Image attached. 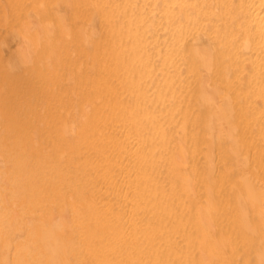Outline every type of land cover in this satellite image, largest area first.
Instances as JSON below:
<instances>
[{"label":"bare ground","instance_id":"obj_1","mask_svg":"<svg viewBox=\"0 0 264 264\" xmlns=\"http://www.w3.org/2000/svg\"><path fill=\"white\" fill-rule=\"evenodd\" d=\"M28 1L31 2L30 0ZM41 1L44 3L43 10L45 9V13H43V11H35L42 14H32V12H34L35 10L34 8H32L34 10L31 9L30 14L29 10L27 11L25 9H28L29 6V9L31 8V6L33 7V2L29 4L26 0L27 5L29 4L26 7V5L23 6L22 4L24 3V0H0V27L4 28V30L8 25H6L4 22H9V20H7L8 14H12L13 11L15 13L16 9L23 6L26 8L22 7L20 9H22V12L23 10H25L24 12L26 13L23 14L25 16L27 15L25 17L26 20H22L23 15H21L20 20H17V18L20 16L18 13L20 12L22 14L21 10L16 13V15L18 14L17 18H13V16L15 17V15H13L14 13L12 14V19H15V24L10 21L12 27L9 28L12 29H6L5 31H11L9 32V34L11 33V38H8L9 40L12 39L10 42H12L13 45L9 42L8 46L11 44L13 47L10 45L11 48H8V46L6 45L9 51L8 49L6 51V46L3 45L7 44L9 40H6L4 38L3 35H5L6 33L2 30V28H0V30H2L0 31V36L6 40H4L6 43L3 42L2 45L0 43L1 46L5 47V49L4 47H0V51L2 52H0V58L2 60L1 63H3V61L5 63H0V83L3 84L8 80L10 82V77L13 76V74L16 76V83H18V79H20L24 71L23 73L21 72L22 74L17 73H20L21 70L28 68V64H34L33 62L36 61H40V63H42V66H45L44 68H46L50 65L49 63H46V66V64L43 62H47L48 60V62H50L54 60L55 63L50 62L52 65L54 64L50 67H54V69L58 68V70H56L59 72L58 73L56 71H53L56 73L55 74L51 71L53 68H49V73L51 71L52 74H48L47 72H45V70L48 71V67L46 69L43 68V70L41 69V65H39V68L37 64L36 69L38 71L39 69L42 70L39 71L40 75L42 74L41 76H43V78H47H45V81L44 79L39 81H42L41 84L43 85V82L46 83L47 80H49L51 88L48 83V86L44 84L48 88L45 87L46 89H43L44 86H42L41 89V84L39 82H36L38 79H41V77L38 74V71H35V66L31 69L32 72L35 71L32 74L35 73V76H37L36 74L39 75L40 78L38 76L33 77L35 79L38 78L37 80L27 77L28 75L26 72L27 76H22L23 78L20 79V81L22 80L21 83L23 84H20V88H18V85V87L16 88L14 83H5V86L9 84L8 86L10 88H12L10 84H13L15 87L11 92L13 94L12 98L8 96V100L6 98V94L9 90H7L6 88V90H2L3 93L6 92V94H4L6 97L4 96V98H0V102L3 101L4 105L6 106L4 107V110L6 109V111H8H3L5 113L2 112V114L4 116L6 114H10L7 108L9 106L8 103H12L14 99H17V101H15L17 102V104L15 103L14 105L13 102L12 106H14L15 109L17 108V111L14 110L16 111V113H13V108L9 107L13 115L11 113L8 117L7 115L5 117L3 116V118H5L4 122H9L11 125H13L14 128H16L15 130L21 129V131H18L16 135L15 130L11 131L14 128L10 127L11 129L8 130L6 124L3 125V128L6 127L5 131L3 129V132L6 133V130L9 131L7 132L8 135L9 133H13L10 135L13 138L15 136L16 140L12 137V139H9L7 137V134L3 133L2 130L0 131V138L4 137L5 139H3L5 142L8 140L17 141V137L20 136V140H23L21 141V143L26 146L25 148L29 146L28 149L25 150L30 149L31 151L30 144L32 143L31 145H33L34 141H30H32V136L34 134H30L31 136L28 135L27 138H25V135H27L28 129H32L35 133L40 132V137L36 135L38 139H40V141H37L38 139L36 140L37 137L35 135L33 136L34 138L36 137L35 140L37 141L38 147L44 146V148H46V143L47 145H50V142H52L49 148L54 145L53 143H56L55 146L57 144L62 147L63 145H65L68 148L67 150L71 149L72 151H74L73 149L76 146L77 142L82 143L88 141L89 139V141L91 140L93 142H88V145L82 143L83 146H89L90 144V146L92 147L93 145H95V148L93 147L94 151L92 149L93 153L91 154L89 150L92 147L90 146L89 148L87 147L89 149H87L89 154L87 151V153L84 151L83 154L78 152L79 154L77 153L78 155H76L75 160L73 159L74 154H72L75 151L72 152L70 150L72 152L71 153L70 151L66 150V147L63 148L64 152L62 150L58 151V153L63 152L62 154H64V157H66L67 155V159L70 160L65 162L68 163L70 161V166H72L73 163L71 158L74 160L73 164L77 167V169L74 170L80 171L81 168L84 169L83 166L87 167V174L86 171H80L84 172V174L86 175L84 177L88 178V182H86L87 180H84L82 173L81 177L84 180L83 182L82 178L81 180L78 178V174L76 175L77 172L75 173L73 167H70L69 164H67L66 166V163L64 164V162L62 163V161L64 160L62 155H58L59 158L57 157V155H52V153L47 156V154L44 155V153H46V150H44V148H39V150L44 153L43 156H38L40 158L36 157L40 153V151L37 149L38 147L34 148L37 145L36 141L34 142L33 147H31L32 149H37L39 151V153L37 152L38 154H35L36 150L31 151V153L30 151L29 153L26 151V153L23 150L24 146L21 144V146H23L22 151H24L25 154L21 155L23 154V152L20 151V153L18 151L19 149L17 148L16 154L19 152V154L21 155L18 156L19 154H15L17 157L14 156V151L10 147L11 145L12 148L13 146L15 147L16 142L15 145H13L12 142L8 147L7 145L10 143L5 144L4 141H2L3 139L0 141V149H4L3 145L5 144L9 148V150L11 149L13 152V154H10V157L14 156L13 159H11L12 163L10 164L11 161L10 159L8 160L9 154L5 152L8 150L4 145L6 150H1L0 153L3 152L4 154H6L5 156H3L6 157L4 158V160H6L1 165L0 169L4 168L5 166L3 167V165H7V162L8 164H10L9 166L13 165V167L11 168L6 167L7 171H10V169H12L14 173L12 174V172L10 173L6 171V173L8 174V180L10 181V179H12V183L8 181L9 184L6 183L7 174H3L4 176H6V179L3 175H0V179H5V181H3V184L2 179L0 180V185L2 184V187L3 185L7 187L9 186L8 188L6 187L8 191L6 190L5 192L3 191V188L5 187L1 188L0 186V189L3 191L2 192L0 190V264H204L206 262L205 260L207 259L206 255H208V253L205 254V249L208 250V248L210 247H214V249L212 248V252L208 250L209 253H212L210 255H213L214 253V255L211 257H213V259L217 257L219 258L217 264H230V261L234 259L232 257V259H230V256L233 255L232 253L235 252V250L233 248L232 249L234 251L230 249V252L232 253L230 256H228L229 254H227V249L229 250V247H227L226 244L228 241H231L230 244H232V241H234L235 237L234 235V237H232V234L234 232H239V238L245 239L244 237H246L248 239L247 243L249 242L248 244H245V239V243L243 242V247L247 245L246 248L244 247L245 249H242L243 247H240L242 251L238 252L239 254H241L240 258L244 257L246 259L244 263L264 264V185L260 184L261 179L262 183H264V173L261 172L263 174V178L260 175L261 179H258L260 182L256 180L257 177L254 180L251 179L252 177H247L246 175L248 174L245 173V169L242 170L246 175L242 174L243 172L241 173V162H239L241 159L240 157L242 154H244L242 152L245 151L246 154L247 152L246 149L244 151L241 150L240 152V144H237L244 143V145H249L248 141L247 143H245V141L240 142V139L244 135L247 136V140L255 139L256 134L257 136L259 134L258 138L261 137L260 133H263L264 135V61L261 62V64L258 61L260 59V61H262V59L264 60V0H237L239 3V6L237 5V8H240L239 13L237 12L239 9L236 10L237 8L235 4L237 3H234V0H217V2H221L219 3V5L221 6L223 4L224 6H226V4H228L229 2H231L229 4L234 3V9L236 10V13H238L237 15L234 13L236 17L233 14L235 18H233L232 15H226L227 19L229 18V16L234 19V23L238 25L242 31L241 34L243 33L245 35V37L243 36L244 40H242L243 37L238 32V36H240L239 39H241L240 41L242 42L235 48H232V46H230L234 45V42L231 41V43L233 44H228V46L227 43H224V41L222 40L223 38H220V35L226 36L224 33L218 34V31L216 30H214V32L211 31V29L216 28L215 26L213 28H209L212 32L211 35H213L212 38L208 37L210 35H206L207 33H209V30L207 32V27L205 32L206 34L204 33V31L203 33L199 32L198 34H195L197 36L189 41L188 45L186 43L187 47H180V50L182 52L184 48L187 49H185L184 52L187 51L188 53L185 55L189 57V67L191 66L190 70L192 69L191 72L195 71L199 73V76L195 75V77L197 76L196 78L198 81V86L194 89H197V92L193 90V93H195V95L197 93L198 97L196 101L197 104L196 102H194L196 104L195 106L198 108L197 109L196 107H194L195 110H197L196 113H198H195V117L197 116V119L194 120L195 122H198V125H194L192 123L193 125L191 126L192 128L193 126H197V130L199 132L204 130L202 134L200 132L201 137L206 134V138L204 139L205 144L203 146H207L206 148H203L206 150L204 155H202V157H205V160H202L201 158L200 159L202 161H206V163L204 162L205 165H203V167L205 166V168L209 170H205L207 173L205 172L202 177L204 178L205 175V177L208 178V172L211 169V165L214 164L212 161L214 154H216L214 153V148H219L216 145H220L222 147V150L221 148H219L220 150L217 149V151L222 154L220 155L221 159H224L223 162H219L220 164H223L222 166L220 165L221 167L219 168H222V174L225 170L237 167L236 170L231 169L232 171L235 170L234 172L237 174V176H233V179L235 178L233 181L231 180V176L229 180H231L232 182L228 181L230 184L228 185V187V178L226 179L227 188H225L223 195L221 194L222 197L220 196L221 198H219L218 200L217 198H215L216 195H214V198L217 199L218 202L217 200L215 201L212 195L210 196L205 191L207 196L204 197L202 195L204 200L202 199V202L197 201L198 203L196 202L195 205L193 204L194 214L190 215V217L187 218V213L189 211L193 213V211L191 209L188 211V208H183L182 205H184V203L186 205L185 201H189L190 203V200L196 201V199L193 198V196L191 198V196L189 195V190L192 189L188 188L189 190H187L188 181L185 179V176V178H183V175H180V171H178L179 167H177V161L179 162V160H177L178 157L176 155L178 154L176 152L178 150L177 148L179 141L177 144H175V141L181 138L178 135L179 139H176V134L179 133V129L177 126L178 124L168 125L176 119L172 117L177 113L172 114V117H167L168 120L169 118L170 120L174 119L173 121L171 120V122L169 121L168 124L165 123V125H163L162 120L165 119L163 118L161 120L163 113H167L168 111H170L169 108L171 107L175 108L173 100L171 99H175L173 97V94L177 96L179 93L181 95L186 93V90L185 92H182V88H180L179 85L180 83H184L185 79L183 81V77H181V73L178 72L177 69H175L173 72L170 71V69L173 70L175 68L173 65L174 62H176L174 57L179 56L178 53L174 52L176 56L171 55V57L173 56V59L171 57H168L171 58V61L175 60L174 62H172L173 64L170 62L171 65H167L169 62L165 61L168 60L166 56H168L169 54L168 51L170 52L169 48H175V46L171 47L173 45L170 44L171 46L168 48V44H164V40H159L158 42L161 41V43L163 42V46L165 45L162 48L159 43V47L161 46L159 49L157 48L158 45L156 43H154L155 45L152 44L153 46L151 45L152 39L150 40V38L152 37H150L149 41H147V36H151L152 31H154L152 29L155 28L151 26L156 25H151L148 18L146 21L141 19V11L143 12L141 8L144 7V11L146 10L145 6H143L145 5V2L143 5L142 3L146 0H133L137 4L139 3V5L135 8L128 7L130 0H54L56 2V5L58 6L55 8V10L60 9L59 5L61 6L62 4V6L65 5L66 10H68L67 12L65 10L64 14L62 13L63 15L60 14L61 16L59 15V13L61 12L56 13V11L51 8V6H48L53 0ZM151 1L152 0L148 1L149 3L146 1V3L151 5ZM170 1L171 0H158L157 2H154L153 0V6H157L160 2L162 5L164 3L169 4ZM173 1H175L173 3H175L176 5L178 3L177 1H179V4L182 3V5L179 6L180 11L178 10L179 4L177 5V8H175L174 4L170 3V5L172 4L174 6V11H176L177 9V15H181L179 16V18L182 17L180 19V24L175 21V18L173 20L176 22L179 28L180 26H184V24H187L184 22L182 23L183 19L188 20L189 22L186 21L188 23H190L191 21L194 22L193 25L196 23H198L197 25H199L201 20L204 23L203 18H201L203 17V15L208 16L207 12L209 13V10L212 9L215 5L216 9L220 8L216 1H214L216 2L215 5L214 2H212L213 6L212 3H209V5L208 1L206 3V0ZM37 2V6L42 3H39L40 0H37ZM57 2H60V4H57ZM183 2L184 4L185 2H187L190 5L185 4L184 6ZM35 4L34 6H36ZM229 4L227 5L228 8L230 7ZM53 5L55 7V4ZM227 6L225 8H220L221 11L223 10L222 12L216 9L215 10L217 11V13H220L222 15L223 13L225 14V12L228 10ZM45 7L51 8L54 12V16L55 13L58 14V18L51 15V9L49 11V8L47 12H49L50 14L47 13ZM158 7H160V4L158 5ZM162 7L165 8L166 6ZM167 7H169V5H167ZM35 8L38 9L39 7ZM226 8L227 10L225 11ZM167 9L165 11H167ZM170 9L172 10V8ZM60 10H63V8L61 7ZM169 10L168 12H171ZM212 11L213 10H211V12ZM216 11L214 12L215 14ZM28 12L29 15L27 14ZM65 12L67 14H65ZM173 12L171 13L173 16L170 15L172 19L176 14L175 12L173 14ZM200 14L202 15L201 17H199ZM59 16L61 19H65L61 20ZM62 16L65 17L62 18ZM92 16L94 18H92ZM138 16L140 17L137 18ZM143 16L146 18L145 14H143ZM170 16L168 14V16L166 15L165 17L168 19ZM212 16L213 15H211V17ZM9 17L11 16L9 15ZM90 17L93 20H96L98 18V21H94V24L95 27L100 26L98 28L101 29L100 36L95 35L96 33L93 35V33L90 32L92 31L91 29H89L90 31L84 29L90 21L92 22V19ZM160 17L157 18L159 19ZM198 17L201 18V20H199ZM222 17L223 16L219 18L218 16V21L225 19L227 22V19L224 18L225 15L223 19ZM5 18L7 21L5 20ZM163 18L164 17H162V19ZM12 19L10 18V20ZM84 19H86L87 22L88 19L90 21L87 23L84 21ZM80 20H83L82 24L83 26L85 25L84 28H82L83 26H80V24L77 25L78 22L80 23ZM135 20H141L142 22L149 21V23H141L143 25V28H141V26L139 28L138 26V30L133 27L135 25L137 26L138 24H136ZM215 20L217 19L215 18ZM225 20H223V22H225ZM132 21L135 22V25L133 26L132 24H134V22L132 23ZM218 21L217 23H220L222 25V30V28L224 27V23L222 24L221 21ZM210 23L212 24L213 22ZM230 23L232 25V21L229 22L228 19L227 25H229L231 29H233V31L235 30L236 32L239 27L236 28V25L234 24V29V25L231 26ZM91 24H93V22ZM174 24L172 23L170 25ZM14 25H16V27H14ZM89 25H87V28L89 27ZM205 25L208 24H206L205 22ZM224 25H226V23ZM183 26L180 29V31L182 32H184L183 30H187V28L184 29ZM194 29L192 28V30ZM97 31L98 30H96V32ZM226 31L228 30H225V32ZM3 32L5 34H3ZM215 32L216 34H214ZM172 33L173 31L171 32V34ZM236 33L233 34L231 30L230 36L234 35L237 38V36L235 35ZM111 36L112 40H109ZM178 36L179 35H177L176 37ZM3 38H1L0 41H2ZM181 39H183V37ZM186 39L189 40V38ZM183 40L185 41V39ZM108 43H110L111 47ZM228 43L230 42L228 41ZM222 44H224V47L226 48H224ZM47 47L50 50H48ZM228 47H231L232 49H229ZM222 48H224L225 51L222 50ZM45 49L48 50L50 54H52L50 55V58H48V56V59L45 58L44 61L41 62L46 54L49 55V52H47ZM220 50L222 52H220ZM226 50H229V53H227ZM230 50H232V52H230ZM38 51H42L43 53L46 51V54L44 53V57V54H42L41 60L35 61L34 58H36V56L39 54ZM108 53L111 54L112 57L109 56ZM230 53H233L235 56L232 57L231 54L229 57L228 54ZM159 54H161L163 58L161 56L156 57V55ZM220 54L223 57L224 55L226 57L228 56L229 61L232 60L230 59L232 57L234 59L233 61L237 63L236 65L235 62L231 61L233 63L228 64V66L231 65L232 67H228L232 70L231 74L233 72V76L235 73L236 76H239V78L237 77L238 79H235L236 77H234L231 78V80H240L241 83H239L240 86L238 85V90L234 91L236 93H234L232 97L231 94L228 95L229 93H233L232 87H229L232 89V91L231 89H229V92H227L228 90L226 91L224 89L227 94H224L222 92V94H220L219 86L217 87V85H214L213 83L211 84V81L209 82V79H212L210 73H212L214 68L219 67L220 63H222H217V60L220 61L222 57L220 56ZM259 55H261V57H258ZM38 56L40 59L41 54H39ZM51 56L52 59L54 58L53 60H51ZM107 56H109V59L107 58ZM159 57H161V59L163 60H160ZM187 57H185L184 59L188 60ZM107 59H111L110 61L113 60L115 61V63L117 60L120 62H118L117 65L121 64L120 67H123V71L119 70L121 76L128 72V69L133 71L131 72L129 79L127 80L128 82L130 80L133 83V91H135L134 94L132 93L127 95V92L130 91L129 89H127L129 90L127 92L126 90H123L125 93H127L125 94L122 91V89L124 88H120L117 91L115 88H112V84H114L115 82L116 84H114V87L115 85H119L117 83L120 82L121 84V81H125L124 75L122 76L124 79L119 76V78L116 79L121 80H118L119 82H117V80L115 81L114 77H116V73L113 74V70V72H111L113 74L112 76L114 80L112 81L111 77L109 80L114 83L110 84V81L108 83V64H110V62ZM55 65L57 67H55ZM111 65H113L112 68L116 69L114 67V63H112ZM180 66L178 68H180ZM189 67L187 66L186 68ZM26 70H28V73H30L29 69H25V71ZM43 72L48 75L54 76L48 79V75L44 74ZM120 73L118 72V74ZM179 75L182 78V81H179L181 79L179 78ZM17 76L19 78H17ZM13 77L11 78L13 82H15ZM1 79H5L4 82L1 81ZM192 81H194V78L192 79ZM177 82V85L179 86L175 88ZM189 82L190 81H187V84ZM36 83L40 84L39 87L38 84L36 85ZM228 83L229 86L232 85V83L231 85L230 82ZM184 84H186V81ZM190 84H192V82ZM111 85L112 87L108 88V86L110 87ZM132 86L131 89H133ZM173 86L175 90L177 89L176 91H173ZM187 86L186 89H188ZM3 88L4 86H2V89ZM178 88H180L181 92H179L180 90ZM111 89H113L112 95H110L111 91H109ZM13 90H15V92H13ZM114 91L116 92L114 93ZM176 92L178 94H176ZM180 94L179 96H181ZM109 95L110 97L112 96V101H110L111 99L108 97ZM128 96L129 101L126 99ZM184 96H186V94ZM5 98L7 101H10V99H12L11 102H6L8 106L5 104ZM180 98L182 99V96ZM180 98L178 99L181 100ZM231 98H233V100L235 99L234 103L232 102L233 100ZM184 100L186 101V99ZM176 102L175 104H177L178 102L180 103V101H178L177 103ZM231 102L233 105L235 104V106L241 104L243 108L242 110H240L241 106L238 105L240 108V112L238 113L240 114H237V117L235 118L232 117V111H235V108H237V106L235 107L231 105ZM252 102H257V104L259 105H257L256 103V105L251 104ZM179 103L177 105H179ZM171 104L172 106L170 107ZM180 106H177L175 108L176 110L174 109L172 111L174 113L175 111L178 112L177 109H179ZM232 106L235 108L232 109ZM256 106L260 107H258V109L261 111V117H259L258 115L260 120L259 118H256L258 121L252 120V122L254 121V124H250L248 121L249 119L247 120L246 117L250 112L249 110L253 109L254 114L257 111L259 112V110L255 108ZM186 108L187 107H185V109ZM180 109H182L183 111L185 110L182 107ZM192 111L194 112V110ZM170 112H168V114ZM179 113L182 112H178V114ZM240 115L242 117L246 116L244 120L246 119L248 123L243 124V118H241ZM163 116H165V114ZM6 117H11V121L10 119L6 120ZM232 119H235L238 125H235V122ZM174 122L177 123L178 121L176 122L175 120ZM182 125L184 126L185 123L181 124V126ZM1 127L2 125L0 126V129ZM42 127L43 129L47 128L48 130L53 129V131H51L50 133L52 134L53 141L51 139V141L45 139V142L42 141L45 145L42 143L41 146V143L38 142H41V138L45 134H42L43 131H40L42 130ZM39 128L41 129L38 130ZM32 130L30 133L33 132ZM45 130L44 132H47V135H45L42 140L45 137H47V139L49 138V132ZM2 133L5 134L6 137L3 136ZM181 133L182 132H180V134ZM200 134L198 133L197 135ZM237 134L238 136L242 134L241 138L239 139L240 141L238 140L239 142L236 140ZM252 134H255V137H251ZM29 137L30 143H26V141H28L26 139H29ZM203 137H205V135ZM6 138H8V140H6ZM262 139L263 138L261 137L260 141ZM253 141L256 140H252L251 142ZM260 141L258 144L254 142L255 144H257L256 149H254V143H250L252 144L251 148L254 147L253 150H255L253 155L256 158L253 159L255 161L264 157V139L261 142ZM199 142H201V140L199 141L198 139V145L201 146ZM80 143H78V145ZM78 145L76 147L81 149L82 145ZM196 145L197 143H195V146ZM248 145H245L247 150H249L248 153H252V150L248 147ZM223 146L225 148H223ZM53 147L50 150L57 149H53ZM76 147L75 149L77 152ZM175 149L177 150L174 152ZM57 150L54 154H57ZM65 150L68 153H71L70 156H68V153ZM193 152H195V150ZM32 153H34L35 155H32ZM42 153L40 155H42ZM220 153L217 152V154ZM251 153L248 154L249 157L253 154ZM192 154L194 155V153ZM33 156L34 158H36L34 159ZM242 156L246 155L244 154ZM243 158L245 159V157ZM221 159L219 161H221ZM225 160L230 161V164H227L229 162H225ZM255 161L253 162H258ZM224 162L226 169H223ZM248 162L247 164H249ZM261 162H264V159H262ZM77 163H80L81 167H79ZM254 163L252 164L255 165ZM260 164L261 163H259V165ZM198 166L199 165L195 167L200 170L199 172H202L201 169L203 170L204 168L200 169L199 167L201 166ZM244 166H246V164ZM214 168L215 167H213V169ZM5 170L6 169L2 170L1 172L4 173ZM234 172H231L229 174H233ZM20 174H23L24 177H20ZM201 174L199 175L200 178H202ZM226 174L228 173L224 172L223 175L226 176ZM211 179L213 178H210V180ZM11 184L12 186L10 187ZM220 184L222 186L223 183L220 182ZM224 185L225 184H223V186ZM85 186L88 187L86 188ZM84 187L87 189V191ZM208 192H210V189L208 190ZM191 194H193V191ZM113 197L118 202L117 204H115L116 206H114L115 201H113ZM197 199L200 200V198ZM181 206L184 210L187 209L188 212L183 211ZM212 213L214 215H212ZM215 214L220 215V220H218L217 223L213 224V226H216L215 224L219 223L218 225L220 230L216 229L218 230V232L220 231V236L217 233L219 236L218 238L216 235H211L212 230L209 231V221L215 219H211L215 216ZM210 223L212 224V222ZM187 224H189L190 226H186ZM190 227L191 230L188 229ZM186 228L191 231V233H188L189 231H187ZM228 228H230V230ZM227 229L230 232H227ZM189 234L193 238H189ZM249 235H251V239L249 238ZM236 238L238 237H235V239ZM186 239L188 241H186ZM191 240L194 241L190 244ZM195 241L197 242L198 247ZM186 242H189L188 245ZM234 242H236V240ZM234 242L232 244V247H234ZM240 242L241 240L239 241V244ZM212 243H214L213 245L215 246H212ZM194 246H196L197 248ZM236 246L237 245L235 243V247ZM195 249H197L198 251ZM237 249L238 248H236V250ZM72 257H74V260H71ZM235 260L236 258L233 261L235 262ZM214 262L216 263L217 261Z\"/></svg>","mask_w":264,"mask_h":264},{"label":"rangeland","instance_id":"obj_2","mask_svg":"<svg viewBox=\"0 0 264 264\" xmlns=\"http://www.w3.org/2000/svg\"><path fill=\"white\" fill-rule=\"evenodd\" d=\"M30 1H31V2H29V1L27 0V2H28L29 4H31V3L33 2V7L31 6V8L29 9V7H30V6H29L28 9H25V10H27V11L29 10V12H30V10H31L32 8H34L35 10L32 9V10H34V12H32V14H33V13H35V14H36V13H37V14H42V13L35 12V11H40V12L43 11V13H45V12H44L45 9L43 10V8H44V3H43L41 0H40L39 3L42 2L43 4L41 3L42 5L40 4L39 6H37V5H38L37 0H36V1L30 0ZM38 1H39V0H38ZM56 1H58V0H56ZM132 1H133V0H132ZM132 1L130 0V2H129V4L131 3V4H130L131 6L127 3V4H128V7H130V8H135V7H137V6L139 5V3L137 4V3L134 2V1H133V2H134V3H133ZM142 1H143V0H142ZM146 1L148 2V1H150V0H146ZM146 1H143V3H142V5H143L144 2H145V5H143V6H145V9H146V10L144 11V7L141 8V10H143V12L141 11V13H142V14H141V19L144 20V21H146L147 18H148V20H150L151 25H152V24L156 25V26H151V27H155L154 29L151 28V29L154 30V31H152V35H151V36H147V39H148V40H147V39H146V40L149 41V38L152 37V38H150V40H151V39L153 40V41L151 40V45H152V44L155 45L154 43H156V44L158 45V44L160 43L159 45H161L162 48L165 46V45L163 46V44H162L163 42H165L164 44H166V43L168 44V45H167L168 48H169L171 45H173V46H171V47H174V46H175V48H169L170 52H171V51H172V52L170 53V52L168 51V53H169L168 56H166V55H165V56L168 58V57H171V55H173V56L175 55V56H176V54H175L174 52L178 53L179 56H180V58H179V56L174 57V59L176 60V62L178 61V62H177V65H176V62H174L175 60L171 61V58L173 59V56H172L171 58H168V60H165V61H168V62H169L167 65H169L170 62H171V63L174 62V64H173V63H172V64L174 65L175 68H174L173 70L169 68L170 71L173 72L175 69H177L178 72L181 73V77H183V81H184V79H185L186 84H187V81H190L188 84H190V83L192 82V84H190V85L187 84L188 86H187L186 84H184L185 81H184V83H182V84H184V85H182L181 83L179 84V85H180V88H182V89H181L182 92H185V90H186V93H184V94H182V95L179 93V92H181L180 88H178L180 91H179V92L177 91V92L182 96L183 102H182V99L180 98L181 96H179V94H178L177 92H176V94H178L177 96H176L175 94H173V97H174L175 99L171 98V99L173 100V103H174V105H175V108H176L177 106H180V105H181L180 108H181V107H182L183 109H185V107H187V108H186L184 111H183L182 109H180V108H179L180 110L177 109L178 112H182V113H179V114H178V112L175 111V113H174V112L172 111V110H174L175 108H174V107H171V106H172V104H171L170 107H171L172 109L169 108L171 112L168 111V112H170L169 114H168V112H167V113H163V115L165 114V116L162 115V118H161V120H162L163 118L165 119V120H162V121H163V125H165V123L168 124L169 121L171 122V120H172V119L170 120V118H169V120H168L167 117H169V116L172 117V114H176V113H177V114L174 115L172 118H176L175 120H176V122H177V121H178V122L175 123V122H174L175 120L173 119L174 121H173V120H172V121H173L174 123L172 122L173 124H172V123H171V124H168V125H174V124L177 125V124H178L177 126H178V129L180 130V131L178 130L179 133L176 134V139H179V136H180L181 139L175 141V144H177L178 141H179V143H178V148H177L178 150H177V149L174 150V152L177 150L176 153L178 154V155H176V156L178 157L177 160H179V162L177 161V163H178L177 167H179V168H178V169H179L178 171H180V175H181V176L183 175V176H182L183 178L186 177L185 179L188 181V184L186 183V184H187V190L192 189V190H189V191H190V194H189V195L191 196V198H192V196H193V198L196 199V201H195V200H192V201H194V202H192V201L190 200V203H189V201H185L187 206H188L189 204H190L191 206L189 205V206L187 207V206L185 205V203H184V205H182L183 208H188V211L191 209V210L193 211V213L189 211V212H190V214H189V212L187 211V209L184 210V209L182 208V206H181V208L183 209V211H187V212H188L187 214H188L189 216L187 215V216H186V218H187V217H190V215H193V214H194V210H193V209H194V205L196 204L197 201H198V202H202V201L204 200L203 196L205 197V196H207V194H209L210 196L212 195V197L214 198V195H216L215 198H217L218 200H219V198L222 197L221 194L223 195V192H224L225 188H227L228 185H230L229 182H232V181L235 179V178L233 179V176H234V175L237 176V174L234 172V171L236 170L237 167H233V169H235L234 171H232V170H233L232 168H231L232 170L229 169V170H225V171H223V174H224V172H225V173H228V174H226V176L222 174V172H221V169H222V168H221V169H219V168L223 165V164H220V163L223 162L224 159H223V158L221 159V156H220V155H222V154H221L219 151H217V149L220 150L219 148H221V150H222V147H221L220 145H219V146L216 145V146L219 147V148H217V147H216L217 149L214 148V151H215L214 153H216V154H214L215 159H214V157H213V160H212L214 164L211 163V164L214 165V166L211 165V169H210V171L208 172V178L205 177V175H204V178L208 179L209 182H208V180H206V179H204V178L202 177V175L205 174V172H206L205 170H209V169H206L205 166L203 167V165H205L204 162L206 163V161H202V160H205V157H204V156L202 157V155H204L205 150H206V149H203V148H206V146H207V145H206V146H203V145L205 144V143H204V139L206 138V134L203 133V134L205 135V137H203L204 135L201 137V134H202V132H203L204 130H203V131H200V132H201V134H200V132L197 130V126H196V127L193 126V128H192V126H191V125H193V124H194V125H196V124L198 125V122H197V121L195 122V120H194V119H197V118H196L197 116L195 117V115L198 114V113H196L197 110H195V108H194V107H196L195 105L197 104L196 101H197V98H198V97H197V93H196V95H195V93H193V92H194L193 90H195V92H197V89H194V88H197V86H198V81H197V78H196V77L199 76V73H198V72H195V71H194V72L197 73V74H195L193 71L191 72L192 69L190 70L191 66L189 67V65H190V64H189V63H190L189 57H187V55H185V54H188V53H187V51L184 52V50H185L186 48H184V49H183V52H182V51L180 50V47H182V48H183V47H187L189 41H191L195 36H197V35H195V34H198L199 32H200V33H203V31H204V33H205L207 27H208V28H207V32H208V30H209V33H210V34H209V33H207V34L205 33V34H206L207 36L210 35L211 37L208 36L209 38H212V37H213V35H211V34H212V32H214V30H216V31H218V34H223V33H224V34L226 35V36H224V35H220V36H221L220 38H221V39L223 38L222 40L224 41V43H227V45H228V44H233V43H231V41L234 42V45H230V46H232V48H235L238 44L240 45V43H241L242 41H240L241 39H239L240 36H238V32H239V34H240L242 37H243V36L245 37V35H244L243 33L241 34L242 31H241L240 27H239L238 25H236V24L234 23V21H233L234 19H232V18L229 16V18H228V19H229V22L232 21V25H231V23H230V25L233 26V25L235 24V25H236V28L239 27L238 30L236 31L237 33L235 32V30L233 31V29H231V27H230L229 25H227L228 19H227V17H226V15H232V17L235 18L236 15L239 13L240 8H237V7L239 6V3H238L237 0H234V1H235L234 3H237V4H235V6H236V8H237L236 10L239 9V10L237 11L238 13H236V10L234 9V8H235V6H233L234 3H232V4H229V3H231V2L228 3L229 6H230L229 8H231V9L233 8L232 10H233V11L235 10L234 12H233L231 9H229L228 6H227L228 4L225 3L226 6H227V8H228V10H229V11L231 10V11H230V14H229V11H228L227 8H226L225 11L227 10L226 12H227L228 14H227L226 12H225V14L223 13V14L225 15V17H224L223 14L221 15L220 13H217V11H216V10L221 11L220 8H225V7H226V6H224L223 3H222L223 5L221 6V5H219V3H221L220 1L217 2V0H212V1H211V0H206V3H207V1H208V4H209V3L211 4L212 2L216 1L220 8H219V9H218V8L216 9V5H215L216 2H214V5H215V6H213V3H212L213 8H212V7H211L212 9L209 8V9H210V10H209V13L207 12V14H208L209 17H208V16H204L203 13H202L203 17H201V16H202L201 14H200V16L197 15V16L203 18L204 23L202 22L201 18L198 17L199 20H201V21H200V24H202V25H200V24L197 25L198 23L195 22L196 24H194V25H195V26H194V25H193L194 22H192L191 20H190L191 22L188 23V22H189L188 20L183 19V20H182V23H183V22H184V23H187V24H184V26L181 24V25L184 27V29L187 28V30H183V29H182L184 32H186V33H184V32H182V31H180V29L182 28V26H180V28H179V26L176 24V22L180 24V19L182 18V17L179 18V16H181V15H179V16L177 15V12H178L177 9H176V11H174L175 8H177V5L179 4V1L176 0V1L178 2V3L176 2L177 5H176L175 3H173V2H175V1H173V0H171L172 2L170 1V3L174 4V6H175L174 9H173L174 6H173L172 4L170 5V3L168 4V3H164V2H163L164 4L169 5V7H167V5H164V4L162 5L161 2L159 3V4H160V7H158L159 4H158L157 6L154 7V6H153L154 2H155V1L157 2L158 0H154V2H153V0H152V1L150 2L151 5L148 4L149 2L146 3ZM209 1H210V2H209ZM232 1H233V0H232ZM25 2H26V0H24V3H22V4H23V6L26 5V7H27L29 4L27 5V2H26V3H25ZM54 2H55V1L53 0V1L48 5L49 7L51 6V8H52L53 10H55V8L58 7V6L56 5V2H55V3H54ZM35 3H36V4H35ZM58 3L60 4V2H57V4H58ZM61 3H62V2H61ZM180 3H181V2H180ZM34 4H35L36 6H34ZM53 4H55V7H54ZM135 4H136V5H135ZM183 4H184V2H183ZM185 4H186V5H187V4L190 5V4L187 3V2H185ZM185 4H184V6H185ZM210 4H209V5H210ZM52 5H53L54 8L52 7ZM62 5H63V4H62ZM62 5H61V6L59 5V7H60V9H61V7H62L63 10H60V9H56V10H55L56 13L61 12V13H59V15H60V14L63 15V14H64V11L66 10L65 5H64V6H62ZM133 5H134V6H133ZM149 5H150V7H149ZM180 5H182V3L178 5V10H179V11H180V8H179ZM209 5H208V6H209ZM218 5H217V7H218ZM237 5H238V6H237ZM23 6H22V7H23ZM41 6H42V7H41ZM46 6H47V5H46ZM162 6H166V7H165L166 9H167V8H169V9L172 8V10H171V9H170V10L167 9V11H165L166 9H165L164 7H162ZM223 6H224V7H223ZM231 6H233V7H231ZM22 7H20V8H22ZM26 7H23V8H26ZM35 7H39V8H38L39 10L36 9ZM49 7H45V8H46V12L48 11V8H49ZM146 7H147V8H146ZM148 7H149L150 9H149ZM161 7H162V8H161ZM209 7H210V6H209ZM214 7H215V8H214ZM20 8L16 9V10H15V11H16L15 13H14V11H13L14 14H13L12 11H11V13H12L13 15H15V17H14L12 14H8V15H7V16H8L7 20H9V22H8V21L6 20V18H5V20H6L7 22H4V23H5L6 25L8 24V25H7L8 27L6 26V27H5V30H4V28L0 27V28H2V30H3L4 32L6 31V29H8V30H11V29H12V28H11V29L9 28V27H12L10 21H12V23L15 24V19H12V16H13V18H17V17H18V14H19L20 16L18 17L19 19L17 18V20H20L21 15L24 16V18H23V16H22V20L25 19V17H26L27 15L25 16L24 14H25L26 12H24L25 10H23V12H22V9H20ZM41 8H42V10H41ZM51 8H49V11H50ZM159 8H160L161 10H160ZM163 8H164V9H163ZM52 9H51V11H50V13H52L51 15H53V17H57L58 14L55 13V16H54V14H53L54 12L52 11ZM157 9H158V11H157ZM162 9H163V10H162ZM215 9H216V10H215ZM19 10H21L22 14L19 12ZM57 10H58V12H57ZM159 10H160V11H159ZM168 10L171 11V12H168ZM211 10H213V11L211 12ZM67 11H68V10H66V12H67ZM155 11H156V12H155ZM161 11H162V12H161ZM163 11H164V12H163ZM173 11H174L176 14L174 15V17H173V19H172L171 16H173V15H172L171 13H172ZM215 11H216V14H220V15H216V14L214 13ZM219 11H218V12H219ZM222 11H223V10H222ZM222 11H221V12H222ZM17 12H19V13L16 15ZM29 12L27 13L28 15H29ZM66 12H65V14H67ZM144 12H145V13H144ZM159 12H161V13H159ZM165 12H166V13H165ZM174 12H173V14H174ZM181 12H182V11H181ZM210 12H211V15H213L212 17H211V15H210ZM231 12H232V13H231ZM23 13H24V14H23ZM47 13H49V12H47ZM50 13H49V14H50ZM62 13H63V14H62ZM146 13H147V15H148L149 17L146 15ZM163 13H164V14H163ZM213 13L215 14V16H214ZM234 13H235L236 15H235ZM30 14H31V12H30ZM143 14H145L146 18L143 16ZM168 14H169V16L171 15V16H170L171 18L169 17V18L167 19L165 16H166V15L168 16ZM204 14H206V13H204ZM233 14L235 15V17H234ZM9 15H10L11 17H9ZM61 15H60V16H61ZM138 15H139V14H138ZM164 15H165V16H164ZM176 15H177L178 18L176 17ZM7 16H6V17H7ZM60 16H59V18H60ZM65 16H67V15H65ZM65 16H64V17H65ZM94 16H95V15H94ZM153 16H155L156 18L153 17ZM160 16H162V17H164V18L162 19V17H160ZM218 16H219V18H221V16H223L224 18L227 19V22H226L225 19H223V17H222V19L225 20V22H223V20H219V21H218V19H219ZM64 17L62 16V18H64ZM139 17H140V16H138L137 18H139ZM142 17H143V18H142ZM157 17H160V18L158 19ZM213 17H214V18H213ZM10 18H11L12 20H10ZM33 18H34V17H33ZM33 18H32V19H33ZM57 18H58V17H57ZM90 18H91V17H90ZM90 18H89V19H90ZM92 18H94V17L92 16ZM92 18H91V19H92ZM154 18H155V19H154ZM165 18H166V19H165ZM174 18H175V21H176V22L173 21ZM204 18H205V20H204ZM211 18H212V19H211ZM215 18H216L217 20H215ZM230 18H231V21H230ZM60 19H61V18H60ZM64 19H65V18H64ZM64 19H61V20H64ZM89 19H88V22L90 21ZM97 19H98V18H97ZM97 19H96V20H93V19H92L93 24H91L92 22L90 21V22H89L90 25H89V23L87 22V20L84 19V21L88 23L87 25H89L88 28H87V25H86V27H85V25L83 26V24H82V23H83V22H82L83 20H80V23L78 22L77 25H78V24H80V26L82 25V26H83L82 28L85 27L84 29H86V30H88V31H90L89 29H91L92 31L95 30V31H93V32H92V31H90V32L93 33V35L96 33L95 35L100 36V34H101V29H98L100 26H99V27H98V26L95 27V24H94V21H95V22L98 21ZM157 19H158V22H157ZM160 19H161V20H160ZM210 19H211L212 21H211ZM213 19H214V20H213ZM13 20H14V22H13ZM22 20H21V21H22ZM25 20H26V19H25ZM155 20H156V21H155ZM170 20H171V21H170ZM197 20H198V19H197ZM135 21H136V20H135ZM137 21H138V20H137ZM137 21H136V24L138 23L137 26L135 25V22L132 21V23L134 22V24H132V26L135 25L136 27H135V26H133V27L136 28V29H138V26H139V28H140V26H141V28H143V25H142L143 23H149V21H147V22H144V21L142 22L141 20H139L138 22H137ZM159 21H160V22H159ZM169 21H170V22H169ZM172 21H173V22H172ZM186 21H188V22H186ZM215 21H216V22H215ZM217 21H218V22L221 21L222 24H223V23H224V24L226 23L227 26L223 24L224 27H223L222 30H221L222 25H221L220 23H217ZM156 22H157V23H156ZM165 22H166V23H165ZM167 22H168V23H167ZM174 22H175L176 25L174 24ZM198 22H199V21H198ZM201 22H202V23H201ZM205 22H206V24H208V25H205ZM210 22H213V23L211 24ZM214 22H215V24H214ZM141 23H142V24H141ZM159 23H160L161 25H160ZM163 23H164V25H163ZM172 23H173L175 26H174V25H170V24H172ZM5 24H4V25H5ZM97 24H98V23H97ZM97 24H96V25H97ZM189 24H190V25H189ZM191 24H192V25H191ZM210 24H211V26H210ZM213 24H214V25H213ZM9 25H11V26H9ZM92 25H93V26H92ZM98 25H99V24H98ZM162 25H163L164 27H165L166 25H167V26L164 28ZM187 25H188V26H187ZM212 25H213V26H212ZM235 25H234V27H233L234 29H235ZM18 26H19V25H18ZM90 26H91V28H90ZM159 26H161V27H159ZM190 26H191V27H190ZM192 26H194L195 29H194V27H192ZM199 26H200V28H199ZM205 26H206V27H205ZM214 26H215L216 28H213ZM219 26H220V27H219ZM228 26H229V28H228ZM14 27H16V25H14ZM162 27L164 28V30H163ZM226 27H227V28H226ZM96 28H97V29H96ZM157 28H158V29H157ZM190 28H191V29H190ZM192 28H193L194 30H192ZM203 28H204V29H203ZM209 28H213V29H211L212 32L210 31ZM217 28H218V29H217ZM136 29H135V30H136ZM156 29H157V30H156ZM189 29H190V30H189ZM223 29H224V30H223ZM239 29H240V30H239ZM2 30H0V31H2ZM8 30H7V31H8ZM13 30H15V29H13ZM96 30H98V31L96 32ZM138 30H139V29H138ZM138 30H137V31H138ZM158 30H159V32H158ZM160 30H161V31H160ZM166 30H168V31H166ZM220 30L223 31V32H221ZM225 30H228V31H226V32H229V33H226ZM231 30H232V33H233V34L236 33L235 35L237 36V38H236L234 35H232V34H231L232 36H230ZM172 31H173V33H174V34L172 33L173 35L171 34ZM189 31H190V32H189ZM201 31H202V32H201ZM219 31H220V32H219ZM4 32H3V34L6 33L5 35H7V36L3 35L4 38H5L6 40H9V38H11V33L9 34V32H11V31H8V32H5V33H4ZM155 32H156V33H155ZM157 32H158V33H157ZM168 32H169L170 34H169ZM91 33H90V34H91ZM161 33H162V35H161ZM183 33H184V34H183ZM187 33H188V35H187ZM191 33H192L193 35H192ZM148 34H150V33H148ZM176 34L179 35V36H178L179 38L176 37V36H177ZM214 34H216V32H215ZM1 35H2V34H1ZM8 35H9V36H8ZM175 35H176V36H175ZM180 36H181V37H180ZM188 36H189V37H188ZM190 36H191V37H190ZM192 36H193V37H192ZM227 36H228V37H227ZM229 36H230L231 38H230ZM0 37H1V36H0ZM6 37H7V38L9 37V38L7 39ZM144 37H146V36H144ZM160 37H161V38H160ZM173 37L176 39V42H177L178 40H179V41L176 43V42H175V39H174ZM182 37H183V39H185V41H184L183 39H181ZM242 37H241V38H242ZM244 37L242 38V40H244ZM1 38H3V37H1ZM1 38H0V39H1ZM4 38H3L2 41H0L1 45H2L3 42L6 41ZM110 38H111V39H110ZM110 38H109V40H112V36H111ZM163 38H164V39H163ZM186 38H189V40L186 39ZM165 39H166L168 42H167ZM169 39H170V41H169ZM4 40H5V41H4ZM11 40H12V39H10V40L7 42V44H3V45H5V46L7 45V46H8V44H9V42H10ZM109 40H108V41H109ZM159 40H162V41L164 40V41L161 43V41L158 42ZM172 40H173V41H172ZM180 40H182V41H180ZM171 41H172V42H171ZM225 41H226V42H225ZM228 41H229L230 43H228ZM180 42H181V43H180ZM182 42H183V44H182ZM5 43H6V42H5ZM10 43L12 44V42H10ZM178 43H179V44H178ZM186 43H187V45H186ZM11 44H10V45H11ZM108 44H109V46H110V43H108ZM170 44H171V45H170ZM176 44H177V45H176ZM180 44H181V45H180ZM184 44H185V45H184ZM1 45H0V47H4V46H1ZM10 45L8 46V48L10 47ZM12 45H13V44H12ZM12 45H11V46H12ZM153 45H152V46H153ZM157 45H156V47H157ZM159 45H158L157 48L160 49L161 46L159 47ZM179 45H180V46H179ZM183 45H184V46H183ZM7 46H6V51H7V49H8ZM109 46H108V47H109ZM176 46H177V47H176ZM222 46L224 47V44H222ZM228 46H229V45H228ZM233 46H234V47H233ZM12 47H13V46H12ZM110 47H111V46H110ZM10 48H11V47H10ZM157 48H156V50H157ZM176 48H177V50H176ZM182 48H181V49H182ZM224 48H226V47H224ZM224 48H222V50L225 51ZM228 48H229V49H232L231 47H228ZM4 49H5V47H4ZM47 49H48V47H47ZM154 49H155V48H154ZM10 50H11V49H10ZM45 50H46V49H45ZM48 50H50V49H48ZM48 50H46V51L49 52ZM186 50H187V49H186ZM8 51H9V49H8ZM46 51L44 52L45 54H46ZM226 51H227V50H226ZM228 51H229V50H228ZM228 51H227V53H229ZM0 52H1V51H0ZM38 52H39V51H38ZM108 52H109V51H108ZM110 52H111V51H110ZM180 52H182L183 55H182V53H180ZM220 52H222V51L220 50ZM230 52H232V50H230ZM1 53H2V52H1ZM1 53H0V54H1ZM44 53H43L42 51L39 52V54H41L40 59H39V56H38L39 54H38V55L36 54L38 57L36 56L37 59L34 58L35 61H36V60H41V58H42V54H44ZM45 54L43 55V57L45 56ZM51 54H52V53H51ZM51 54H50V52H49V55L46 54V56L43 58V60H41V62H43L45 58H46V59L50 58V55H51ZM108 54H109V53H108ZM117 54H119V53H117ZM178 54H177V55H178ZM231 54H232V57L235 56L233 53H230V54H228L229 57H230ZM256 54H257V53H256ZM2 55H3V54H2ZM48 56H49V57H48ZM53 56H54V55H53ZM109 56H111V54H109ZM109 56H107V58H108ZM158 56H161V57L163 58V56H162L161 54L156 55V57H158ZM165 56H164V59H165ZM220 56H222V55L220 54ZM47 57H48V58H47ZM111 57H112V56H111ZM161 57H159V59H160V60H163V59H161ZM185 57H187L188 60H187V59H184ZM222 57H223V56H222ZM222 57H221L220 61L217 60V63H218V64H219L220 62H222V63H220L219 67L214 68L213 71H212V73H210V76L212 77V79H209V82L211 81V84L213 83L214 85H217V87L219 86L220 94H222V93L227 94V93L225 92V90H226V91L228 90L227 92H229V91H230L229 89H231V88H229V87H232V89H233V93H229V94H228V95L231 94V97H232V95H234V93H236V92H234V91H237V90H238L237 88L240 86L241 83H240V80H239V81H237V80H236V81H235V80L233 81V79L231 80V78H234V77H236L235 79H238V78H239L238 75L236 76L235 71H234L235 74H234V76H233V72H232V74H231V71H232V70L228 68V67H231V65L228 66V64L235 62V61H233L234 59L231 57L230 59H232V60L229 61V59H228L229 57H228V56L226 57V56L224 55V57H223V58H222ZM258 57H261V55H259ZM53 59H54V58H53ZM53 59H52V56H51V60H53ZM108 59H109V58H108ZM108 59H107V60H108ZM111 59H112V58H111ZM111 59H110V60H111ZM179 59H180V60H179ZM183 59H184V61H183ZM110 60H108V61L110 62V64H108V67H109V68L107 67V68H108V72H109V74H108V76H109V77H108V83H109V81H110V80H109L110 77H111V80H112V81L114 80V78H115V81H116V80H117L116 78H119V76L122 77L123 75L125 76V77H124V78H125V81H121V84H120V82H119L118 80H121V79H118L117 82H119V83H117V84H119L120 86H119V85H115V87H114V84H116V82L114 83V82H111V81H110V84H111V83H114V84H112L113 87H112V85H111L110 87L108 86V88H111V87H112L113 89L115 88L116 91L119 90L120 88H121V89L124 88V89H122V91H123V90H124V91L126 90V92H127V91L130 90L129 92H127L128 94L125 93V92L123 91L125 94H127V95L132 94V93L134 94V93H135V91H133V90H134V86H132L133 83H132L130 80H129V82H128V80H127V79H129V77H130V75H131V72H133V71H131V70L128 69V70H127L128 72H126L125 74H123V75L121 76L120 71H123V70H122L123 67H122V66H121L122 68L120 67L121 64H118L119 66L117 65V63H118L119 61L117 60L116 63H115V61H113V60L110 61ZM169 60H170V61H169ZM223 60H224L225 62H224ZM260 60H261V59H260ZM260 60H258V61H259V63L261 64V62H263L264 60H263V59H262V61H260ZM1 61H2V60H1V58H0V63H1ZM32 61H33V60H32ZM48 61H49V60H48ZM48 61H47V62L45 61V62H43V63H45V64H46V63H49V65L51 66L52 64H51L50 62H54V60H53V61H50V62H48ZM231 61H233V62H231ZM109 62H108V63H109ZM111 62L115 64L114 67H115L116 69L112 68L113 65H111V64H112ZM184 62H185V63H184ZM3 63H4V61H3ZM3 63H1V64H3ZM33 63H34V64H28L29 67H28V68H25V69H29V70H30V73H28V72H29L28 70L25 71V69H24V70H21L20 73H17V74H22L23 71H24V73L22 74L23 77L28 75L27 77L32 78V79H34V80H37L38 78L35 79V78H33V77H37V76L39 77V75H40L39 71H42V70H40V69H39V71L36 69L37 64H38V67H39V65H41V67H42L41 69H43L45 66L43 67V66H42V63H40V61H38V62L36 61V62H33ZM54 63H55V62H54ZM119 63H120V62H119ZM235 63H236V62H235ZM4 64H5V63H4ZM187 64H188V65H187ZM28 65H27V66H28ZM53 65H54V64H53ZM53 65H52V66H53ZM109 65H110V66H109ZM170 65H171V64H170ZM175 65H176V66H175ZM178 65H179V66L181 65L180 68H178V67H179ZM185 65H186V66H185ZM236 65H237V63H236ZM0 66H1V65H0ZM27 66H26V67H27ZM34 66H35V68H34ZM46 66H47V64H46ZM50 66H47V67H48V71L45 70V72H47L48 74H50V73L52 74L53 71L58 72V71H57L58 68H56V69H57V70H56V69H54V67H52V68H53V69H52ZM117 66H118V67H117ZM182 66H183V67H182ZM187 66H188L189 68H186ZM216 66H217V64H216ZM226 66H227V68H226ZM32 67L35 69L36 72L38 71V74H39V75L36 74L37 76H35V75H34L35 73L32 74L33 72H35V71L32 72V69H31ZM47 67H46V68H47ZM55 67H57V66L55 65ZM171 67H173V66H171ZM39 68H40V67H39ZM46 68H44V69H46ZM49 68L52 69V70L50 69V70L52 71V72L50 71V73H49ZM110 68H111V69H110ZM185 68H186V69H185ZM223 68H224V70H223ZM231 68H232V67H231ZM44 69H43V70H44ZM112 70H113L114 72H113ZM119 70H120V71H119ZM124 70H125V69H124ZM177 70H176V71H177ZM179 70H181V71H179ZM184 70H185V71H184ZM186 70H187V71H186ZM189 70H190V71H189ZM214 70H215V71H214ZM111 71L113 72V74L116 73V74H115L116 77L113 78V76H112L113 74H112ZM226 71H227V72H226ZM21 72H22V73H21ZM26 72H27V75H26ZM45 72H43V73L46 74ZM118 72H119L120 74H118ZM186 72H187V73H186ZM221 72H222V73H221ZM228 72H229V73H228ZM53 73H55V72H53ZM58 73H59V72H58ZM110 73H111V74H110ZM193 73H194V74H193ZM223 73H224V74H223ZM48 74H46V75H48ZM55 74H56V73H55ZM117 74H118V76H117ZM127 74H129V75H127ZM187 74H188V75H187ZM211 74H212V75H211ZM221 74H222V75H221ZM229 74H230V75H229ZM29 75H30V76L32 75V76L30 77ZM41 75H42V74H41ZM41 75H40L41 79H38V80L36 81V82H39L40 84L42 83V81H39V80H43V79H44V81H45V80L47 79L46 77L43 78V76H41ZM195 75H197V76L195 77ZM10 76H11V75H10ZM13 76H14V77H13ZM13 76H11V77L14 78L15 82H13V80H12L11 77H10V80H11L10 82H9V80L4 82L5 79H4V80L1 79V81H3L4 83L2 82L3 84L0 83V85L4 86V88L2 89V86H0V87H1V88H0V89H1V90H0L1 92H0V93H3V91L6 90V89L9 90V91L7 92V94H6V92H4L3 94H0V98H4V96H5L4 94H6L7 97H6V96H5V97L7 98V100H8L9 97L12 98V95H13V94L11 93V92H12V89H13L15 86H16V88H17L18 86H19L18 88H20V84L23 85V84L21 83L22 80L20 81V79L23 78L21 75H19V76H21V77H20V79H18V80L20 81V82L18 81L19 84L16 83V81H17V79H15L16 76H15L14 74H13ZM53 76H54V75H48L47 77H48V79H49L50 77H53ZM191 76H193V77H191ZM229 76H231V77H229ZM40 77H39V78H40ZM176 77H178V76H176ZM181 77H180V75H179V78H181ZM186 77H187V79H186ZM189 77H190V78H189ZM211 77H210V78H211ZM226 77H228V78H226ZM237 77H238V78H237ZM0 78H1V75H0ZM17 78H19V77L17 76ZM29 78H28V79H29ZM45 78H46V79H45ZM124 78L122 77V79H124ZM193 78H194V81H192ZM188 79H189V80H188ZM215 79H216V80H215ZM226 79H228V80L230 79V80L228 81V80H226ZM29 80H31V79H29ZM175 80H176V79H175ZM178 80H179V79H178ZM178 80H177V81H178ZM213 80H214V81H213ZM31 81H32V80H31ZM179 81H182V78H181ZM231 81H233V82H231ZM6 82H7V83H8V82H9V83H14L15 86H14L13 84H10L11 87H12V88H10V87L8 86V85H9V84H8L7 86L10 88V89H9L7 86H5V83H6ZM34 82H35V81H34ZM34 82H33V83H34ZM175 82H176V81H175ZM228 82H230V85H231V83H232V85L229 86V83H228ZM46 83H47V84H46ZM46 83L43 82V85H42V84L40 85V84L36 83V85L38 84V87H39V85H40L41 89H42V86H44L43 89H46L45 87H47V86H48V83H49V86H50V88H51V85H50L49 80H47ZM125 83H126V84H125ZM216 83H217V84H216ZM220 83H221V84H220ZM233 83H234V84H233ZM239 83H240V84H239ZM34 84H35V83H34ZM44 84L47 85V86H45ZM110 84H108V85H110ZM122 84H123L124 86H123ZM177 84H178V82L176 83V85H177ZM235 84H236V85H235ZM12 85H13V86H12ZM17 85H18V86H17ZM176 85H175V88H177V87L179 86V85H177V86H176ZM220 85H221V86H220ZM238 85H239V86H238ZM121 86H122V87H121ZM125 86H127V87H125ZM131 86H132L133 89H131ZM186 86H187L188 89H186ZM128 87H129V88H128ZM189 87H190V88H189ZM220 87H221V88H220ZM5 88H6V89H5ZM47 88H48V87H47ZM173 88H174V86H173ZM175 88L173 89V91L175 90ZM184 88H185V89H184ZM113 89L109 90V91H111V92H110V93H111L110 95L113 94V93H112V92H113V91H112ZM127 89H129V90H127ZM189 89H190V90H189ZM224 89H225V90H224ZM232 89H231V91H232ZM2 90H3V91H2ZM17 90H18V89H17ZM19 90H20V89H19ZM176 90H177V89H176ZM176 90H175V91H176ZM183 90H184V91H183ZM223 90H224V92H223ZM116 91H114V93H115ZM132 91H133V92H132ZM13 92H15V90H13ZM190 92H191V93H190ZM221 92H222V93H221ZM124 93H123V94H124ZM173 93H174V92H173ZM192 93H193V94H192ZM185 94H186V96H184ZM190 94H191V95H190ZM1 95H3V96H1ZM10 95H11V96H10ZM110 95H109L108 97L111 99L112 96L110 97ZM127 95H126V96H127ZM8 96H9V97H8ZM175 96L178 97V98H180L181 100H179V99L176 98ZM187 96H188V97H187ZM185 97H186V98H185ZM6 98H5V104H6L7 106H8V104H9V106H8L7 108H8V110H9V113L11 114L12 112H11V109H9V107H12V108H13L12 111L16 110L17 108L15 109V107L12 106V103L14 102V103H13L14 105H15V103L17 104V102H15V101H17V99H14L12 103H8V104H7L6 102H11L12 99H10V101H7ZM125 98H126V97H125ZM192 98H193V99H192ZM110 99H109V100H110ZM126 99L128 100V99H129V96H128ZM176 99H177L178 101H180V103H179ZM184 99H186L187 102H186ZM231 99L233 100V98H231ZM3 100H4V99H3ZM172 100H170V101H172ZM110 101H112V99H111ZM110 101H109V102H110ZM128 101H129V100H128ZM174 101H175V102L177 101V102L179 103V105H177V104H178L177 102H176L177 104H175ZM191 101H192V103L196 102V104H195V103L192 104ZM232 102L234 103V102H235V99H234ZM232 102H231V105H233ZM2 103H3V101L0 102V106H1V108H0V122H1V123H0V126L2 125L0 131L2 130V132H3V129H4V131H5V129H6V127L3 128V125H6V124H7V129H8V130H10V129L13 127V125H11L9 122H8V123H7V122H4V121H5V118H3L4 115L2 114V112H3V111L8 112V111H6V109L4 110V107H6V106L4 105V103H3V104H2ZM129 103H130V102H129ZM181 103H182V104H181ZM188 103H190V104H188ZM255 103L257 104V102H252L251 104H255ZM187 104H188V105H187ZM236 104H237V103H236ZM256 104H255V105H256ZM174 105H173V106H174ZM182 105H183V106H182ZM193 105H194V106H193ZM238 105L241 106V104H238ZM238 105H236L237 108H235V107H236L235 104L233 105V106H235V107L232 106V109L235 108V111H234V110L232 111V117H233V118L237 117L236 115H237V114H240V113H238V112H240V110L243 109L242 106L240 107V108H241V109H240ZM255 105H254V106H255ZM257 105H259V104H257ZM252 106H253V105H252ZM2 107H3V108H2ZM258 107H259V106H256L255 108L258 109ZM196 108H197V107H196ZM259 108H260V107H259ZM1 109H3V110H1ZM197 109H198V108H197ZM239 109H240V110H239ZM249 109H250V108H249ZM249 109H248V110H249ZM175 110H176V109H175ZM181 110H182V111H181ZM192 110H194V112H193ZM238 110H239V111H238ZM258 110H259V109H258ZM16 111H17V110H16ZM16 111H14L13 113H16ZM109 111H111V110H109ZM236 111H237V112H236ZM249 111H250V112H249ZM249 111H248L249 114H248L247 117H246V116H243V117H242V116L240 115L241 118H243V119H242V120H243V124H244V123H248V121H249L250 124H254V121L257 120L256 118L261 117V111H260V110H259V112L257 111L258 113L255 112V114L253 113V109H252V110H249ZM5 112H3V113H5ZM172 112H173V113H172ZM251 112H252V113H251ZM13 113H12V115H13ZM183 113H184V114H183ZM187 113H188V114H187ZM195 113H196V114H195ZM250 113H251V114H250ZM10 114H9V115L6 114L7 117L10 116ZM127 114H129V113H127ZM180 114H181V115H180ZM6 115H5V116H6ZM12 115H11V116H12ZM167 115H168V116H167ZM186 115H187V116H186ZM189 115H190V116H189ZM251 115H252V116H251ZM258 115H259V117H258ZM5 116H4V117H5ZM250 116H251V117H250ZM7 117H6V120H7V119H10V121H11V117H9V118H7ZM245 117H246L247 120H248V119H249V120H248V121H247L246 119L244 120ZM253 117H254V118H253ZM2 118H3V119H2ZM251 118H253V119H251ZM166 119H167L168 122L166 121ZM192 119H193V120H192ZM182 120H183V121H182ZM232 120L235 122V125H236V124H237V123H236L237 121H236L235 119H232ZM252 120H254V121L252 122ZM259 120H260V118H259ZM165 121H166V122H165ZM244 121H246V122H244ZM257 121H258V120H257ZM128 122H129V121H128ZM183 122L185 123V125H184V126H183V125L181 126V124H184ZM129 123H130V122H129ZM192 123H193V124H192ZM179 124H180V125H179ZM8 125H9V127H8ZM186 125H187V126H186ZM188 125H189V126H188ZM237 125H238V124H237ZM245 125H247V124H245ZM10 127H11V128H10ZM13 128H14V127H13ZM189 128H190V129H189ZM194 128H195V130H194ZM236 128H237V127H236ZM15 129H16V128L12 129L11 131H13V130H15ZM18 129H19V128H18ZM40 129H41V128H39L38 130H40ZM45 129H46V130H45ZM45 129H43V127H42V130H40V131H43L42 134L45 133V134L42 136V138H43L45 135H47V132H44V130L49 132V133H48V134H49V135H48L49 138L47 139V137H45L43 140H42V138H41V142H38V143H41V146H42V143H43L42 141H44V142H45L46 140L51 141L52 138H53V137H52V134H50L51 131H53V129H49V130H48L47 128H45ZM184 129H185V130H184ZM188 129H189V131H188ZM191 129L193 130V133H192V130H191ZM31 130H32V129H31ZM31 130L28 129L29 133H28V131H27V135H25V138H27L28 135L31 136V135H33V134H34L35 136H36V135L39 136V137L41 136V135H39L40 132H39V133H37V132L35 133L33 130H32L33 132L30 133ZM190 130H191V131H190ZM201 130H202V129H201ZM11 131H10V132H11ZM18 131H21V129H19V130H15V134H16V135H17V132H18ZM7 132H9V131L6 130V133H5V132H3V133L7 134ZM25 132H26V131H25ZM180 132H182V133L180 134ZM187 132H188V133H187ZM197 132H198L200 135H197V134H198ZM3 133H2V134H3ZM2 134H1V136H2ZM5 134H3V136H5ZM10 134H13V133H9V135L7 134V137H8L9 139H12L13 137H12ZM15 134H14V135H15ZM30 134H31V135H30ZM34 135H33V136H34ZM178 135H179V136H178ZM241 135H242V134H240V135L238 136V134H237V139H236L237 141L241 138ZM254 135H255V134H252L251 137H252V136H253V137L256 136V138H255V139H252V140H256V141L259 140V141H260V138H261V137L264 139V135H263V133H262V134L260 133L261 137H259V138H258L259 134H258V136H257V134H256L255 136H254ZM18 136H19V134H18ZM33 136H32V141H30V137H29V139H26V140H28V141L25 140L26 143H27V142L30 143V142H33V141L35 142V141L38 139V137L36 136L37 138L35 137V138H36V140H35V138H34ZM5 137H6V136H5ZM11 137H12V138H11ZM16 137H17V136H16ZM21 137H22V136H21ZM177 137H178V138H177ZM243 137H244V138H243ZM243 137L240 139L241 141H240V140H239V141H240V142L245 141V143H247V141H248L249 145H248V144H245V145H248L249 148H251V147H252V144H253L254 142H256V141L251 142L252 140H250V139L247 140V136H245V135H244ZM3 138H4V137L0 138V141H1ZM8 138H6V140H8ZM22 138H23V137H22ZM33 138H34V139H33ZM191 138H192V140H191ZM4 139H5V138H4ZM4 139H3L2 141H4ZM13 139H15V136H14ZM45 139H46V140H45ZM50 139H51V140H50ZM195 139H196V140H195ZM198 139H199V141L201 140V142H199V144H200L201 146L198 145ZM202 139H203V141H202ZM242 139H243V140H242ZM263 139H262V140H263ZM15 140H16V139H15ZM15 140H13V141H12V140H8V141H6V142L4 141L5 144L10 143V144L7 145L8 147L11 145L12 142H13V145H15V142H16L15 147L13 146V148H16V149H13V148H12V145L10 146L11 149L14 151V156L18 155L20 151L23 152V154H21V155H24V154H25L24 151H25V152L27 151V152L29 153L30 149H29V150H25V149H28L29 146L27 145L28 147L25 148L26 146H24V145L21 143V141H23V140H20V136L17 137V141H15ZM180 140H181V141H180ZM189 140H190V141H189ZM194 140H195L196 142H195ZM249 140H250V141H249ZM262 140H261V141H262ZM10 141H11V142H10ZM29 141H30V142H29ZM37 141H40V139H38ZM37 141H36V144H37ZM52 141H53V140H52ZM90 141H91V140H90ZM90 141H89V139H88V141H86V142H82V143H84L85 145H88V142H90ZM239 141H238V142H239ZM259 141L256 142V143L258 144ZM261 141H260V142H261ZM19 142H20V143H19ZM34 142H33V145H34ZM91 142H93V141H91ZM91 142H90V143H91ZM205 142H206V140H205ZM2 143H3V142H2ZM4 143H3V144H4ZM26 143H25V145H26ZM48 143H49V142H48ZM51 143H52V142H50V145H47V143H46V145H45V144L43 143V144L45 145L46 148H44V146H43V147H40V146L38 147V144H37L34 148H37V147H38V148H37L38 150H39V148H42V149L44 148V150H46V153H44V152H43V153H44V155L47 154V156H48L49 154H51V153H52V155H55V156L57 155V157H58V155H62V157L64 158V160L62 159L63 161L61 160L62 163L64 162V164L66 163V164H65L66 166H67V164H69V166H70V165H71V162H70V161H69L68 163L65 162V161L70 160V159H67L68 157H67L66 153H65L66 157H64V154H62V153L64 152V149H63V148H65L66 146L63 145V144H60V145H63V147H62V146H59V144H57V145H58V147H57V145L55 146L56 143H53V144H54V145L52 144V145L54 146V147L52 146L53 149H54V148H57V149H58L59 147L62 148V149L59 148L58 150H57V149H55V150H50V149H52V147L49 148V146H51ZM78 143H80V142H77V143H76V146L78 145ZM82 143H80L78 146L82 145V148H81V149H83L84 147H86V148H84L83 150H81L80 148L76 147L75 144H74V146L77 148V152H76L75 147H74L73 150H74L76 153H75L74 151H72L71 149L67 150L68 148L66 147V150H67V151H70V150H71L72 152H74V153H72V152L70 151L72 154H74V156H73V159H74V160L76 159V155H78L79 153L83 154L84 151H85V152H86V151L88 152V150H89L88 148H89L90 144H89V146H83ZM195 143H197V145H198V146L196 145L197 147L195 146ZM201 143H202V144H201ZM250 143H252V144H250ZM0 144H1V142H0ZM5 144H4V145H5ZM21 144L24 146V149H23L24 151H22L23 146H21ZM31 144H32V143H31ZM31 144H30L31 151H35V150H36V153H35V154H38L40 150L38 151L37 149H32L33 145H31ZM206 144H207V142H206ZM237 144H238V145L240 144V145H239V146H240V149H239L240 152H241V150L244 151L245 149H246V152H247V154L245 153V151L242 152V153H244L247 157H246V156H242V155H244V154H242L241 157H240L241 159H240L239 162H241V163H240V164H241V166H240V167H241V173H242V172H243L242 174L247 173L248 175H246V174H245V175H246L247 177H250V178L252 177V178H251L252 180H254L256 177H257L256 180H258V179L260 180V179H261V178H260V175H261V176L263 175L261 172L264 173V171H263V170H264V169H263V166H264V165H262V164H264V162H261L262 159H264V157H263L262 159H257V161H258V162H257V161H255V160H253V159L255 158V156H253V155H254V152H255V150H253L254 147L251 148L252 153H253V154H252L251 152L248 153L249 150H247V148H246V146L244 145V143H243V144H241V143H237ZM257 144L254 143V145H255V148H254V149H256V145H257ZM4 145H3V147H4V149H5V146H6V145H5V146H4ZM39 145H40V144H39ZM92 145H93V143H92ZM185 145H186V146H185ZM238 145H237V146H238ZM254 145H253V146H254ZM7 146H6V147H7ZM18 146H19V147H18ZM31 146H32V147H31ZM47 146H48V147H47ZM176 146H177V145H176ZM179 146H180V148H179ZM183 146H184V147H183ZM239 146H238V147H239ZM241 146H242V147H241ZM1 147H2V145H1ZM8 147H7V150H8V151H5V152H7V154H9V155H8L9 158H8V157H7V158H8V160L10 159V161H11V159H13L14 156H13V157H12V156L10 157V154H13V152H12L11 149L9 150ZM87 147H88V148H87ZM90 147H92V146H90ZM93 147L95 148V145H93ZM93 147L90 148V150H89V151H90V154L93 153V151H94V148H93ZM194 147H195V148H194ZM244 147H245V148H244ZM17 148L19 149V150H18L19 152L16 154ZM47 148H49V149H47ZM175 148H176V147H175ZM184 148H185V149H184ZM223 148H225V147L223 146ZM4 149L2 148V149H0V151H1V150L3 151ZM85 149H86V150H85ZM87 149H88V150H87ZM92 149H93V151H92ZM181 149H182V150H181ZM202 149H203L204 151H203ZM5 150H6V149H5ZM44 150H43V151H44ZM56 150H57V154H54V153H56V152H55ZM61 150H62L63 152H59V153H58V151H61ZM66 150H65V151H66ZM80 150H81V151H80ZM194 150H195V152H193ZM199 150H200V151H199ZM31 151H30V153H31ZM52 151H53V152H52ZM67 151H66V152H67ZM91 151H92V152H91ZM197 151H198V152H197ZM21 152H20V153H21ZM27 152H26V153H27ZM37 152H38V153H37ZM78 152H79V153H78ZM87 152H86V153H87ZM180 152H181V153H180ZM217 152L220 153V154H217ZM263 152H264V151H263ZM41 153H42V151H40V153H39L36 157H38V156H43V153H42V155H40ZM67 153H68V152H67ZM71 153H68V156H70ZM77 153H78V154H77ZM113 153H114V152H113ZM176 153H175V154H176ZM179 153H180V155H179ZM185 153H186V154H185ZM192 153H194V155H193ZM250 153H251L252 155H250V157H249L248 154H250ZM2 154H3V155H2ZM15 154H16V155H15ZM35 154L32 153V155H35ZM88 154H89V152H88ZM195 154H196V156H195ZM263 154H264V153H263ZM1 155H2V156H1ZM5 155H6V154H4L3 152L0 153V159H1V160H0V167H1V165L4 163V161L6 160V159L4 160V158H6V157H3V156H5ZM21 155L19 154L18 156H21ZM199 155H200L201 157H200ZM192 156H193V157H192ZM218 156H219V157H218ZM252 156H253V157H252ZM2 157H3V160H2ZM16 157H17V156H16ZM36 157H35V158H36ZM60 157H61V156H60ZM177 157H176V158H177ZM195 157H196V158H195ZM197 157H198L199 159H198ZM216 157H217V158H216ZM243 157H245V159H246L247 162L249 161V162H248L249 164H247V162L245 161V159H244ZM33 158H34V156H33ZM35 158H34V159H35ZM38 158H40V157H38ZM38 158H37V159H38ZM58 158H59V157H58ZM200 158H201L202 160H201ZM248 158H249V159H248ZM251 158H252V159H251ZM73 159L71 158L72 162L74 163V160H73ZM220 159H221V161H219ZM242 159H243V160H242ZM255 159H256V158H255ZM199 160H200V161H199ZM252 160L255 161V162H257V163H254ZM260 160H261V161H260ZM242 161H243V162H242ZM198 162H199V163H198ZM219 162H220V163H219ZM225 162H229V163H227V164H230V161H226V160H225ZM225 162H224L223 169H226V168H225ZM11 163H12V161L10 162V164H11ZM73 163H72V166H70V167H73V170H74V169H77V167L74 166ZM195 163H196V164H195ZM201 163H202V164H201ZM242 163H244V164H242ZM250 163H251V166H250ZM252 163H254L255 165H253ZM259 163H261V164H260L261 166L259 165ZM6 164H7V165H5V164L3 165V167L5 166L4 168H1L2 170L6 169V170L4 171V173L1 172L2 170L0 169V170H1V171H0V175H1V176H2L3 174H7V173H6V171H7V168H6V167H10V168L13 167V165L9 166L10 164H8L7 162H6ZM77 164H78V163H77ZM77 164H76V165H77ZM218 164H219V167H218ZM245 164H246L247 167L244 166ZM257 164H258V165H257ZM78 165H79V167H81L80 163H79ZM197 165L201 166V167L198 166L200 169H201V168H204L203 170L201 169V171H202L203 173H202V172H199L200 170H198V169L196 168ZM220 165H221V166H220ZM187 166H188V167H187ZM195 166H196V167H195ZM228 166H229V165H228ZM243 166H244V168H243ZM255 166H256V167H255ZM75 167H76V168H75ZM213 167H215V168L213 169ZM245 167H246V168H245ZM10 168H9V169H10ZM83 168H84V169L81 168L80 171H86V174H87V171H88V169H86L87 167L83 166ZM88 168H89V166H88ZM180 168H181V169H180ZM238 168H239V167H238ZM248 168H249V169H248ZM254 168H255L256 170H255ZM9 169H8V170H9ZM196 169H197V170H196ZM215 169H218V170H215ZM242 169H243V170L245 169V170H244L245 173H244V171H243ZM246 169H247V170H246ZM16 170H17V169H16ZM16 170H15V171H16ZM211 170H212V171H211ZM249 170H250V171H249ZM20 171H21V170H20ZM74 171H75V173L77 172L76 175L78 174V178H79L80 180H81V178H82V177H81V174H82V173H83L82 176H83L84 180L86 181V180L88 179V178L84 177V176H86V175L84 174V172H80L79 170H77V171L74 170ZM78 171H79L80 173H79ZM195 171H196V172H195ZM219 171H220V172H219ZM226 171H227V172H226ZM229 171H230V172H229ZM248 171H249V172H248ZM7 172H10V173L12 172V174L14 173V171H12V169H10V171H7ZM16 172H17V171H16ZM198 172H199V174H198ZM218 172H219V173H218ZM231 172H234V173H233V174H229V173H231ZM236 172H237V171H236ZM254 172H255V173H254ZM20 173H21V172H20ZM73 173H74V172H73ZM201 173H202V174H201ZM206 173H207V172H206ZM253 173H254L255 175H254ZM258 173H259V174H258ZM23 174H24V173H23ZM23 174H20V177L23 178V177H24ZM200 174H201V177H202V178H200V176H199ZM211 174H212L213 176H212ZM79 175H80V176H79ZM187 175H188V176H187ZM3 176H4V175H3ZM184 176H185V177H184ZM206 176H207V175H206ZM218 176H219V177H218ZM231 176H232V178H231ZM258 176H259V177H258ZM263 176H264V175H263ZM263 176H262V178H263ZM5 177H6V176H4V178H5ZM253 177H254V178H253ZM6 178H7V180H6L7 182H6V183H8V184H9V182L12 183V182H11L12 179H10V174H9V179H10V181L8 180V174H7V177H6ZM6 178H5V179H6ZM11 178H12V177H11ZM83 178H82V180H83ZM85 178H86V179H85ZM210 178H213V179L210 180ZM220 178H222V179H220ZM227 178H228V179H227ZM230 178H231L232 181L229 180ZM1 179H2V184H3V181H5V179H3V178H1ZM1 179H0V180H1ZM203 179L205 180V182H204ZM226 179H227V187H226ZM84 180H83V182H84ZM221 180H223V181H221ZM259 180H258V181H259ZM8 181H9V182H8ZM206 181H207V182H206ZM228 181H229V182H228ZM260 181H261V182H260ZM260 181H259L260 184H263V185H264V183H262V179H261ZM86 182H88V180H87ZM220 182L223 183V184H225V185L223 186V184H222V186H221ZM204 183H205V184H204ZM207 183H208V184H207ZM211 183H212V184H211ZM216 183H217V185H216ZM2 184H1V185H2ZM4 184H5V183H4ZM8 184H7V185H8ZM1 185H0V186H1ZM11 186H12V184L10 185V187H11ZM219 186H220V187H219ZM3 187H5V188H3ZM3 187L1 186V188H3V191H4V192H5L6 190L8 191V189H6L7 186H4V185H3ZM8 187H9V186H8ZM8 187H7V188H8ZM85 187H86V186H85ZM85 187H84V188H85ZM87 187H88V186H87ZM87 187H86V188H87ZM217 187H218V188H217ZM86 188H85V190L87 191ZM188 188H189V189H188ZM4 189H5V190H4ZM10 189H11V188H10ZM207 189H208V190L210 189V192H208ZM0 190H1V189H0ZM1 191H2V190H1ZM3 191H2V192H3ZM192 191H193V194H191ZM205 191H206L207 194L205 193ZM219 191H220L221 193H220ZM84 192H85V191H84ZM201 192H202V193H201ZM85 193H86V192H85ZM204 193H205V195H204ZM202 195H203V196H202ZM201 196H202V197H201ZM220 196H221V197H220ZM197 198H200V200H198ZM215 198H214V199H215ZM113 199H114L113 201H115V202H114V206H116L115 204H117L118 202L115 200L114 197H113ZM202 199H203V200H202ZM217 199H215V201H216ZM218 200H217V202H218ZM198 202H197V203H198ZM187 203H188V204H187ZM191 203H192V204H191ZM193 204H194V205H193ZM195 207H196V206H195ZM184 213H185V212H184ZM216 214H217V213H216ZM216 214H215L216 217H215V216H214V217L211 216V217H212L211 219H214V218H215V219L209 221V226H210V228H209L210 230H209V231L212 230V231H211V235H212V236H215V235H216L217 238H218V237L220 236V234H219L220 231L218 232V230H216V229H219V225H218L219 223H218V224H215L216 226H213L214 223H217L218 220H220V215H216ZM212 215H214V214L212 213ZM227 217H228V215H227ZM216 219H217V221H216ZM221 219H222V218H221ZM215 221H216V222H215ZM210 222H212V224H211ZM188 225H189V224H187L186 226H188ZM211 225H212V226H211ZM217 225H218V227H217ZM189 226H190V225H189ZM215 227H216V228H215ZM188 229L191 230V227L188 228ZM188 229L186 228L187 231H189ZM214 229H215V230H214ZM228 229L230 230V228H228ZM228 229H227V232L229 231ZM219 230H220V229H219ZM250 231H251V230H250ZM213 232H214V233H213ZM215 232H216V234H215ZM229 232H230V231H229ZM188 233H191V231H189ZM217 233L219 234V236H218ZM238 233H239V232H237V233L234 232V233L232 234V237H234V236H235V237H238V238H236V239H235V237H234V241L236 240V242L232 241V244H233V242H234V247H232V244H230L231 241H228L227 244H226L227 247H229V250L227 249V254H229L228 256L231 255V253H232V252H230L231 250H233V249L235 250V252L232 253L233 255L230 256V259H232V258L235 259V258H236V260H235V262H234V261H233L234 259H233L232 261H233L234 263H233L232 261H230V264H232V263H233V264H246V263H244L246 259H245L244 257L240 258V257H241V254H239L238 252H239V251H242L240 247H243V242L245 243V239H246V243H245V244H248L249 242L247 243L248 239H247L246 237H244L245 239H243V238L240 239L239 236H238ZM236 234H237V235H236ZM233 235H234V236H233ZM250 236H251V235H249V238H250ZM188 237L190 238V237H192V236H190V234H189ZM189 238H188V239H189ZM192 238H193V237H192ZM192 238H191V239H192ZM214 239H215V238H214ZM239 239L241 240L240 244H239V241H240ZM250 239H251V238H250ZM242 240H243V241H242ZM186 241H188V240L186 239ZM193 241H194V240H193ZM193 241L191 240L190 244H191ZM249 241H250V240H249ZM186 243H187V242H186ZM188 243H189V242H188ZM188 243H187V245H188ZM195 243L197 244L196 241H195ZM235 243H236L237 246H238V244H239V246H238V247H237V246L235 247ZM237 243H238V244H237ZM196 244H195V245H196ZM213 244H214V243H212V246H215V245H213ZM245 244H244V245H245ZM246 246H247V245H245L244 247L246 248ZM194 247H196V246H194ZM197 247H198V244H197ZM197 247H196V248H197ZM230 247H231V248H230ZM244 247H243L242 249H245ZM207 248H208V247H207ZM212 248L214 249V247H210V248H208V250L212 252V251H213ZM232 248H233V249H232ZM236 248H238V249H237L238 251L236 250ZM239 248H240V249H239ZM230 249H231V250H230ZM195 250H197V249H195ZM208 250L205 249V254L208 253V255H206V256H207L206 258H207L208 260L206 259V260H205L206 262H205L204 260H203V261H204L206 264H207V262H208V264H214V263H215L214 261H217V262L215 263V264H217L218 261H219V258L217 257V258H214V259H213V257H211V256H213L214 253H213V255H210V254H212V253H209ZM234 250H233V251H234ZM197 251H198V250H197ZM206 251H207V252H206ZM215 251H216V250H215ZM236 251H237V252H236ZM229 252H230V253H229ZM197 253H198V252H197ZM215 253H216V252H215ZM235 253H238V254H235ZM241 253H242V252H241ZM234 254H235V255H234ZM215 255H217V254H215ZM239 255H240V256H239ZM214 257H215V256H214ZM231 257H232V258H231ZM227 258H229V257H227ZM239 258H240V259H239ZM243 258H244V259H243ZM215 259H216V260H215ZM217 259H218V260H217ZM71 260H74V257H72ZM209 260H210V261H209ZM213 260H214V261H213ZM241 260H242V261H241ZM243 260H244V261H243ZM237 261H238V262H237ZM204 262H201V263H204ZM205 263H204V264H205Z\"/></svg>","mask_w":264,"mask_h":264}]
</instances>
